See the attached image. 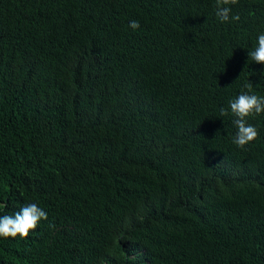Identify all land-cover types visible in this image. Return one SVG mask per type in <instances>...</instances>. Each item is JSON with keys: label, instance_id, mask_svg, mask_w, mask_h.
I'll list each match as a JSON object with an SVG mask.
<instances>
[{"label": "trees", "instance_id": "trees-1", "mask_svg": "<svg viewBox=\"0 0 264 264\" xmlns=\"http://www.w3.org/2000/svg\"><path fill=\"white\" fill-rule=\"evenodd\" d=\"M0 0V264H264V0ZM132 20L140 28L129 27ZM246 85L248 87H246Z\"/></svg>", "mask_w": 264, "mask_h": 264}, {"label": "clouds", "instance_id": "clouds-1", "mask_svg": "<svg viewBox=\"0 0 264 264\" xmlns=\"http://www.w3.org/2000/svg\"><path fill=\"white\" fill-rule=\"evenodd\" d=\"M238 0H216V15L222 22L230 19L239 21L238 14L233 15L231 5ZM129 27L133 30L140 28L139 21L132 20ZM249 59L258 64H264V33L258 35L256 46L248 52ZM246 87H248L246 85ZM231 114L235 117L233 124L237 131L233 143L244 148L258 137V130L248 123L247 118L264 113V96H257L249 92H242L238 97L229 101L228 108H221V116ZM41 220H47L46 212L37 204L31 203L23 206L14 215L0 216V237L2 238H26L30 231L35 230Z\"/></svg>", "mask_w": 264, "mask_h": 264}]
</instances>
